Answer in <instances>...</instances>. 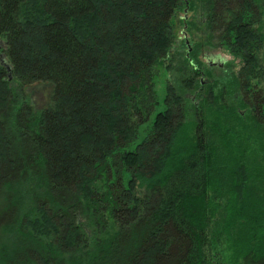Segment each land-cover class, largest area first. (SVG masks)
Listing matches in <instances>:
<instances>
[{"label":"trees","instance_id":"16d2710c","mask_svg":"<svg viewBox=\"0 0 264 264\" xmlns=\"http://www.w3.org/2000/svg\"><path fill=\"white\" fill-rule=\"evenodd\" d=\"M0 264H264V0H0Z\"/></svg>","mask_w":264,"mask_h":264},{"label":"rangeland","instance_id":"374dc122","mask_svg":"<svg viewBox=\"0 0 264 264\" xmlns=\"http://www.w3.org/2000/svg\"><path fill=\"white\" fill-rule=\"evenodd\" d=\"M192 12L188 11L187 4L185 7H180L176 15L173 19L174 28H175V36H176V48L183 49L181 47V42H184L187 46H193L196 43L202 42V36L199 32L194 30L188 31L185 26V17L189 18V23L191 24ZM197 21V20H196ZM192 26V25H190ZM199 51V60L202 63V73L203 79L205 81L211 82L212 79H217L223 75L228 74H236L239 68V61L230 57L228 51L225 48H212L209 46H204L200 48ZM212 54H219V57H214ZM211 55V56H209ZM209 56V58H208ZM3 62H5V59ZM171 73L166 72L163 68H155L154 70V84L155 90L160 99L164 96L165 88L167 82L171 80ZM27 96L30 99L31 104L35 109L40 110L46 107L50 100V93L48 87L43 85L32 86L28 88Z\"/></svg>","mask_w":264,"mask_h":264},{"label":"flooded vegetation","instance_id":"af4514ba","mask_svg":"<svg viewBox=\"0 0 264 264\" xmlns=\"http://www.w3.org/2000/svg\"><path fill=\"white\" fill-rule=\"evenodd\" d=\"M214 57H219L220 55L219 54H212ZM209 56H211V55H209ZM209 56H208V58H209Z\"/></svg>","mask_w":264,"mask_h":264}]
</instances>
